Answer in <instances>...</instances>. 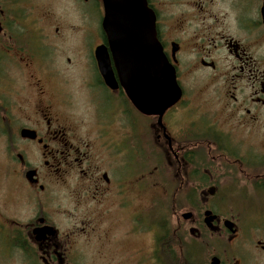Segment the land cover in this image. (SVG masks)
<instances>
[{
  "label": "flooded vegetation",
  "instance_id": "obj_1",
  "mask_svg": "<svg viewBox=\"0 0 264 264\" xmlns=\"http://www.w3.org/2000/svg\"><path fill=\"white\" fill-rule=\"evenodd\" d=\"M144 3L181 92L160 122L120 85L103 0H0V264H94L110 193L123 216L115 264H264V216L247 225L208 207L236 195H220L217 158L235 179L226 190L244 182L255 194L242 202H264V0ZM88 6L96 21L84 20ZM72 8L80 26L64 19ZM97 47L115 89L99 73ZM141 135L163 172L181 173L161 184L170 207L157 220L151 201L130 210L111 175L132 172Z\"/></svg>",
  "mask_w": 264,
  "mask_h": 264
},
{
  "label": "water",
  "instance_id": "obj_2",
  "mask_svg": "<svg viewBox=\"0 0 264 264\" xmlns=\"http://www.w3.org/2000/svg\"><path fill=\"white\" fill-rule=\"evenodd\" d=\"M104 29L121 87L129 102L143 115L164 113L181 97L175 72L155 39L154 17L144 0H103ZM100 75L110 88L116 82L106 50L94 51ZM212 195V190L209 191ZM210 211L205 212L209 216Z\"/></svg>",
  "mask_w": 264,
  "mask_h": 264
},
{
  "label": "rangeland",
  "instance_id": "obj_3",
  "mask_svg": "<svg viewBox=\"0 0 264 264\" xmlns=\"http://www.w3.org/2000/svg\"><path fill=\"white\" fill-rule=\"evenodd\" d=\"M86 17L84 20L87 22L96 21L98 19L97 13L95 10H92L90 6L86 8ZM64 19L66 22H70L72 25L80 26V22L83 19L80 18L79 13L76 9H68L67 12L64 13ZM76 35H72L74 39ZM92 45L89 41L88 46ZM138 123H143L141 120H137ZM120 126V125H119ZM113 133L109 132L110 135L107 137L111 140V135L117 134L118 128ZM139 134L144 129L140 124H138ZM117 137V135H114ZM113 140V138H112ZM114 141V140H113ZM111 142V141H109ZM108 139L106 141V145L109 144ZM146 146V137L143 135L138 137V157L136 166L132 169V172L122 171H111V175L113 176L114 182H122L126 190V196L129 200H131L132 205L130 206V210H134L138 207H145L147 203L151 201L153 203V218L156 220L161 217L163 214L169 211L170 205L166 204L163 200L165 195V189L161 184L166 181H177L180 179L181 173H171L168 174L162 171L163 167V158L157 150L149 152L145 149ZM242 152V151H241ZM223 163V158H217L213 163L215 167L212 168L214 172H212L215 180L218 183L220 195L221 193H226L225 195H229L235 193V200L230 201L227 199H222L221 196L218 199L213 200L209 204L210 211L214 214L219 215H235L237 218L242 220L247 225H255L262 219L261 216H264V202L251 203V202H242L244 195L255 194V191L251 190V188H246V184L244 182H237L234 189L226 190L229 186L230 181H235L226 171L224 167L218 166L219 163ZM2 161L0 160V167ZM3 164V163H2ZM223 163L222 165H225ZM211 169V170H212ZM2 169L0 168V172ZM237 177H242V174H236ZM242 181L244 178H241ZM125 180V181H123ZM125 182V183H124ZM135 182V184L133 183ZM171 193V192H170ZM109 197L106 199L103 207H101V229L105 230V239L97 244V247L94 249V253H91V257L94 264H115L116 262V254L118 250V245L115 242L116 235L121 233V226L118 225L123 218L122 215L115 208L116 198L114 193L108 194ZM224 195V196H225ZM223 196V197H224ZM258 196V193H256ZM221 198V199H220ZM190 204L182 203L181 212L189 211ZM260 207V208H259ZM218 215V216H219ZM138 247H143V242L138 241ZM119 251V250H118Z\"/></svg>",
  "mask_w": 264,
  "mask_h": 264
}]
</instances>
